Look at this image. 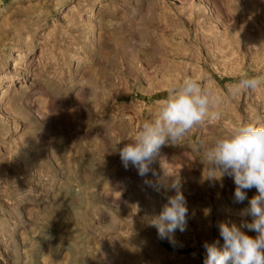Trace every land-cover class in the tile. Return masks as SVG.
Returning <instances> with one entry per match:
<instances>
[{"label":"rangeland","instance_id":"1","mask_svg":"<svg viewBox=\"0 0 264 264\" xmlns=\"http://www.w3.org/2000/svg\"><path fill=\"white\" fill-rule=\"evenodd\" d=\"M243 75L260 86L162 146L155 176L125 169L118 149L171 87L190 77L226 97ZM10 85L0 264H203L204 243H223L220 222L257 235L242 227L252 217L247 200L234 202L233 179L208 180L196 149L264 123V0H0V92ZM163 167L180 177L188 208L186 231L171 239L151 221L175 192L144 182L162 181Z\"/></svg>","mask_w":264,"mask_h":264},{"label":"clouds","instance_id":"2","mask_svg":"<svg viewBox=\"0 0 264 264\" xmlns=\"http://www.w3.org/2000/svg\"><path fill=\"white\" fill-rule=\"evenodd\" d=\"M261 77L243 75L226 97L213 92L194 78H184L168 91L151 120L142 123L134 136L118 149L125 169L131 165L141 177L155 171L150 167L166 144H180L194 128L207 120H215L220 113L217 107L235 98L241 91H254ZM204 176L210 181L222 182L225 176L235 184L234 202L248 206L243 214L252 217L251 223L242 225L257 233L246 234L236 224L220 222L219 236L205 242L206 257L203 264H264V123H240L226 134L214 137L209 143L198 146ZM164 179L156 183L145 179V184L159 191L173 190L166 197L160 213L151 221L159 239H171L177 230L186 231L188 208L181 191L182 184L176 172L163 167ZM170 178V182H169ZM255 188L256 194L248 197L247 191Z\"/></svg>","mask_w":264,"mask_h":264},{"label":"bare ground","instance_id":"3","mask_svg":"<svg viewBox=\"0 0 264 264\" xmlns=\"http://www.w3.org/2000/svg\"><path fill=\"white\" fill-rule=\"evenodd\" d=\"M249 1V0H248ZM205 9V8H204ZM165 15V14H164ZM189 16V15H188ZM195 16V15H194ZM189 19H190V17H189ZM199 19V18H198ZM197 19V20H198ZM202 25V24H201ZM203 28V27H202ZM201 33V32H200ZM202 34V33H201ZM200 34V35H201ZM200 35H198V36H200ZM173 39H175V37H173ZM187 40V39H186ZM197 46V45H196ZM22 86H24V85H20V87H22ZM9 87H12L11 85L10 86H7V87H3L2 89H1V92H0V104H2L3 103V100H4V97H5V94L8 92V88Z\"/></svg>","mask_w":264,"mask_h":264}]
</instances>
